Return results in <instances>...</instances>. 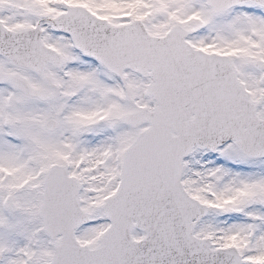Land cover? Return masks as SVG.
I'll return each instance as SVG.
<instances>
[{"label":"snow or ice","instance_id":"snow-or-ice-1","mask_svg":"<svg viewBox=\"0 0 264 264\" xmlns=\"http://www.w3.org/2000/svg\"><path fill=\"white\" fill-rule=\"evenodd\" d=\"M0 264H264V0H0Z\"/></svg>","mask_w":264,"mask_h":264}]
</instances>
